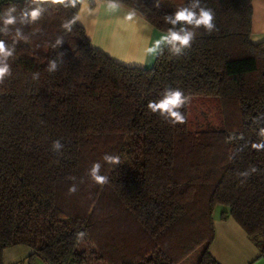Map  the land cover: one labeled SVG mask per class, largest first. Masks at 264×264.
<instances>
[{
  "label": "trees",
  "instance_id": "1",
  "mask_svg": "<svg viewBox=\"0 0 264 264\" xmlns=\"http://www.w3.org/2000/svg\"><path fill=\"white\" fill-rule=\"evenodd\" d=\"M65 2L46 0L41 18L22 24L21 11L36 5L0 0V13L15 5L18 18L0 32L14 49L12 75L0 85V264L6 249L20 245L31 250L28 264L34 257L44 264H181L201 247L195 264H218L209 252L217 206L264 258V150L251 147L264 127V47L249 39L251 0H202L217 31L195 29L182 56L165 46L149 68L112 60L77 22L66 32L61 25L79 4ZM122 2L165 34L171 25L164 17L188 0L176 7ZM57 38L63 42L53 47ZM169 86L189 102L218 101L222 125L191 132L189 103L181 109L185 124L151 113L147 103ZM56 139L62 154L51 149ZM105 153L121 163H104L109 182L96 185L87 172ZM251 166L257 172L246 180L237 175ZM73 183L78 191L70 195Z\"/></svg>",
  "mask_w": 264,
  "mask_h": 264
},
{
  "label": "clouds",
  "instance_id": "2",
  "mask_svg": "<svg viewBox=\"0 0 264 264\" xmlns=\"http://www.w3.org/2000/svg\"><path fill=\"white\" fill-rule=\"evenodd\" d=\"M46 2V0H30V3L36 5L35 7H28L25 10L21 11L19 22L20 23H34L38 21L44 9L40 7V4ZM98 4L103 3L106 7V10L111 13H123V18L127 21H134L138 19L137 12L133 9L125 10L122 0H97ZM53 4H60L65 7L69 6L66 4L65 0H52ZM80 4L83 7H86V0H70V6L75 8ZM16 6L9 5L6 10L0 13V23L4 25L3 28H0V32L5 34L9 31V26L15 25L17 23ZM215 12L212 8L207 7L202 3V0H188V3L180 6L176 11L171 15H166L164 17L165 22L170 24L171 27L167 29V32L160 36L157 39L152 47L147 49L149 54L162 55L164 47L166 46L175 57L182 56L186 49H190L192 43L196 37L195 29L203 27V29L211 34L214 31H217L215 24ZM81 16L76 15L71 19L66 20L61 27L66 30V32H71L73 25L80 20ZM15 36L18 39H23L19 29H16ZM62 38H57L55 45H60L62 43ZM13 47H10L6 44L4 40H0V85L5 81L6 77L12 75L10 65L7 63L8 57L13 55ZM47 71L49 73H54L57 71V63L55 60H50L48 62ZM39 78V73L33 74V79L36 80ZM189 103V97L185 95L184 91L180 88H173L171 86L164 88V90L159 94L158 99L149 100L147 103V109L153 114H159V116L168 124L175 126L178 124L186 123V116L181 109ZM260 120L264 119L262 115ZM259 122V121H258ZM259 135L262 138L261 142L253 143L251 147L256 150H264V127L260 128ZM231 139V138H230ZM64 145L61 142V139H56L51 144L52 151L57 154H62V149ZM237 152L242 151L237 149ZM236 153L234 152L229 156V160H232L235 157ZM103 163L101 161L94 162L91 167L88 169L87 175L90 180L96 185H105L109 182V177L101 174L103 164L116 166L121 163L120 156L105 153L102 157ZM257 168L251 166L249 169L237 173L238 176L243 177L246 180L251 174L256 173ZM75 180V178H71ZM242 183L244 181H241ZM83 183V180L80 181ZM78 191V184L73 183L68 188V193L75 194ZM77 240L80 241L84 238L85 233L79 232L76 234Z\"/></svg>",
  "mask_w": 264,
  "mask_h": 264
},
{
  "label": "crops",
  "instance_id": "3",
  "mask_svg": "<svg viewBox=\"0 0 264 264\" xmlns=\"http://www.w3.org/2000/svg\"><path fill=\"white\" fill-rule=\"evenodd\" d=\"M86 0V7L79 4L77 15L81 16L77 23L84 29L92 46L112 60L127 66L149 68L156 56L149 54L152 47L164 33L159 32L141 15L138 19L127 21L123 13H111L103 3ZM252 16L250 41L264 47V0H251ZM125 10L130 8L124 6ZM213 216L214 240L209 252L218 264H264L259 248L251 242L245 232L235 221L227 217L221 219ZM31 250L26 246H15L3 252V264H28L27 258Z\"/></svg>",
  "mask_w": 264,
  "mask_h": 264
},
{
  "label": "rangeland",
  "instance_id": "4",
  "mask_svg": "<svg viewBox=\"0 0 264 264\" xmlns=\"http://www.w3.org/2000/svg\"><path fill=\"white\" fill-rule=\"evenodd\" d=\"M175 7L182 0H163ZM188 128L191 132L202 129H218L222 125V114L220 103L216 100L193 98L188 105ZM221 206H217L213 211V216L218 217L221 212ZM202 248L197 249L189 255L181 264H195L197 257L200 255ZM30 264H44L38 257H34Z\"/></svg>",
  "mask_w": 264,
  "mask_h": 264
}]
</instances>
